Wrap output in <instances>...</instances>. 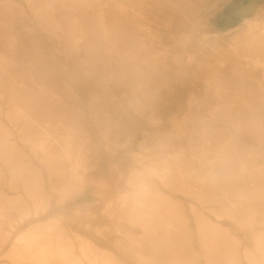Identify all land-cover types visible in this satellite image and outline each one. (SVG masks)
Listing matches in <instances>:
<instances>
[{
  "label": "rangeland",
  "instance_id": "374dc122",
  "mask_svg": "<svg viewBox=\"0 0 264 264\" xmlns=\"http://www.w3.org/2000/svg\"><path fill=\"white\" fill-rule=\"evenodd\" d=\"M53 1L0 0V81L10 89L13 87L15 93H0V125L6 129L0 134L7 139L2 147L10 151L16 167L25 168L28 181L42 185L50 198L45 213L28 218L14 229L9 216H16V212L11 211L8 202L0 206L4 213L0 215V263L9 262L11 245L26 229L56 217L59 222L53 230L62 232L65 241L82 258L80 246L86 240L123 264H148L139 252L154 256L157 261L167 258L168 263L253 264L244 251L256 254V235L264 236V97L257 92L262 91L264 75L257 79L247 75L254 67L264 65V44L251 45L246 36L250 33L249 22L256 23L257 33H264V0H174L198 12L196 22L189 12L184 13L186 21L193 23L192 28H181L178 34L141 30L136 40L115 46L108 42L107 47L99 43L86 46L87 39L93 38L89 33H66L62 27L50 33L45 28L50 24L44 20L46 14H38L34 8H45L62 21L65 10ZM75 1L65 0L70 16H79L70 11L73 6L74 10L77 8ZM82 1L88 3L91 13L101 8L115 9L118 14L139 8V2L132 4L130 0ZM236 1L244 3V7L241 5V12L232 17ZM6 3H11V10L5 7ZM158 20L156 14H151L143 22V29L157 27ZM232 20L235 26L229 27ZM225 22L227 25H223ZM174 28L173 23L170 29ZM100 32L91 34L102 37L106 33L109 39L129 34ZM67 35L75 37V44L67 41ZM167 39L169 45H161L160 50L154 48L158 41ZM91 52L101 56L104 71L100 69L96 74L90 62ZM155 72H162L160 78L143 79ZM135 74L139 79L130 78ZM55 77L60 85L52 86L50 81ZM15 91L25 94L17 95ZM11 102L23 103L25 112L33 119H49L53 142L54 138L62 141L65 131L71 133L67 135L69 140H84L82 146L91 168L86 176L92 182L82 193L62 205L56 203L51 188V180L57 181L56 171L49 176L40 148L21 138V131L36 138L44 129L9 118ZM150 105L153 115L139 114L140 109ZM63 123L68 125L65 130ZM189 134L193 136L191 143L186 142ZM113 142L119 145L114 153L107 148ZM52 145L53 151L59 148L58 142ZM241 163L248 167L256 164V172L242 170ZM147 165L155 166L159 172L167 167H178L182 173L188 169L195 171L184 180L181 178L185 174L173 176L168 185L152 178L156 179L158 189L150 192L171 198L180 210L169 213L159 198L149 196L159 204L154 215H166L168 221L178 226L176 236L165 237L164 224L157 217L151 223L116 220L102 211L103 191H110L117 201L118 195L127 192L129 174ZM69 169L66 164L64 170ZM11 171L0 157V196L10 200L22 195L34 208L22 187L11 188L14 183L21 186L23 181ZM177 176L180 181L174 180ZM186 184L189 186L185 187ZM217 214L223 217L219 219ZM232 215L238 221L231 220ZM198 216L227 230L238 244L239 254L208 252L204 246L207 239H202L199 229L206 223L198 222ZM148 231H155L157 236L146 235ZM228 242L234 246L231 237Z\"/></svg>",
  "mask_w": 264,
  "mask_h": 264
},
{
  "label": "bare ground",
  "instance_id": "6f19581e",
  "mask_svg": "<svg viewBox=\"0 0 264 264\" xmlns=\"http://www.w3.org/2000/svg\"><path fill=\"white\" fill-rule=\"evenodd\" d=\"M79 1L80 0L75 1L77 3L78 9L76 8L74 10L75 8L74 6L72 7L73 9H70V11L78 12L79 16L77 15L70 16L68 14V10H66L65 8V0H54L52 2L56 6L65 10L64 11L65 14L63 16L62 21L56 20L54 15H50L48 12L45 11V8L44 10L43 8L41 10V8L36 7L34 8V10L38 14L40 13L44 15L46 14L45 15L46 17L44 20L49 21L50 24L45 25V28L48 31H50V33H54L56 29L61 28V27L63 30H67L66 33H73V32L89 33L91 36H93V38L90 37L87 39L89 40V42L86 44V46H93L94 43H99L103 45V47H107L108 42H111L113 46L119 43L127 44L129 42H132L136 40L137 37H139V33L141 30H145L148 33L149 31L156 29L158 31H163V32L166 31L168 33L178 34L180 33L179 31L181 30V28H185V27L192 28L193 26V23H188L186 21L184 17V13L189 12L194 22H196L197 13H198V12L196 13L194 9H189V8H185V7L178 5V3L174 0H130L132 4L134 2H139L140 9L138 8L133 11L124 10L126 12L121 11L118 14L116 13L115 9L111 11L109 10L107 11L101 8V9H97L95 13L93 12L91 13L88 10L89 8L88 3H85L82 0H81L82 2H79ZM10 4L11 3H6L7 6H5L8 10L9 9L11 10L12 5ZM240 8L238 9L240 10ZM122 12H124V14H122ZM153 13L156 14V16L159 19L157 27L156 26L149 27L147 30L143 29L144 26H146L145 24L146 22L145 23L143 22ZM173 23L175 24V28L170 29ZM12 27L13 26L11 25V28ZM257 29L258 28L256 26V23L249 22L248 30L250 31V33H247L246 38L248 39L251 45L257 44L261 46L264 44V33H257L256 31ZM98 31L99 33H101L100 31H104V32H109V33H129V34H126L128 36H123L120 38L112 37L111 39H109L106 33H102L103 34L102 37L91 34V33H97ZM67 37H68L67 41L70 44H75V40H74L75 37H72L71 35L69 36L67 35ZM21 41H22V38H21ZM158 42H159L158 45L154 47L155 49H158V50L162 49L161 47L163 46L161 45H169L170 43L168 39L167 41L162 40ZM236 45L237 44H235V46ZM151 47L153 48V46ZM90 54H92L90 55V62H91V65L93 66L92 68L96 70V74H97L98 71H100V69L103 70L105 63L101 62L100 60L101 56L96 55L95 53H92V52ZM69 67L71 66L68 65L67 69H70ZM77 67L79 66L77 65ZM184 68H186V66H184ZM72 69H75V68H72ZM76 69L78 70V68ZM91 74H94V73H91ZM161 74L162 72H155L153 73V75L144 77L143 79L147 81H151L153 79L156 80L160 78ZM261 74L262 76L264 75V65L263 66L259 65L257 67H254V69H251V72L247 76L248 78L257 79ZM66 76H67V73H66ZM76 76L78 75L76 74ZM183 77H184V74H183ZM130 78L139 79V76L135 74V75H132ZM188 78H191V77L189 76ZM50 84L52 86L60 85L59 78L55 77L54 80L50 81ZM261 86L263 87L262 91H257V92L259 93V95L261 94L264 97V83L261 82ZM11 89L14 90L13 87H11ZM11 89L9 87L4 86L3 83L0 81V93H5L6 91H8L7 93L15 94L14 91ZM15 92L17 93V95L20 93L25 94L22 91L20 92L15 91ZM97 94H100V93H97ZM144 94H146V91ZM11 105L13 109L9 111V118L22 119L25 121V123L29 125L31 124L35 128L39 126L44 129L40 131L42 135L36 138L32 136L31 134H28L25 130L21 131V138L25 141H29L30 143L40 148L42 152V161L46 163L48 170L50 172L49 176L53 174L52 173L53 171H56L58 175L57 181L51 180L52 182L51 188L55 192L56 203L62 205L63 203H65L67 200L71 199L75 195L82 193L85 190L86 186L91 184L92 182V180L88 179L86 176V174L91 170V168L87 164L88 156L85 154L86 150L85 151L83 150L82 145L84 143L83 142L84 140L81 139V137L76 139V141L74 140L75 137L69 140L67 135L69 136L71 135V133L70 132L66 133L65 131L63 132L64 136L61 138V140L64 142L62 141L59 142V139L54 138L55 142L59 143L58 145L59 148L55 149L56 151L55 150L53 151L52 148L54 146L52 144L55 142H53L51 138L53 137V134L48 130V128L52 125L51 121L49 119L47 120V118L46 119L41 118V120L33 119L28 113L25 112L26 110L24 108L25 105L21 102L20 103L11 102ZM138 112L141 115H147V117L153 115V109L151 108V105L143 107ZM67 126L68 125H64L63 123L62 129L65 130ZM1 130H6V129L4 128V126L0 125V131ZM77 133L78 132L75 131V134ZM186 137H187L186 142L191 143L193 139L192 134H189ZM201 137L204 140H208V138L205 135H202ZM6 140L7 139H3L2 135L0 134V143H1L0 144V157L7 164V166L10 167V169L12 170L11 173L14 177L23 178L21 186L15 183H14L15 185L12 184L10 186L11 188H15V189L22 187L24 190V195L29 197L34 203V208H30V206L26 202L25 197L22 195L15 196L14 199H10V200L6 199V197L0 196V204H1L0 206H3V204H6L8 202L9 207L12 208L11 211L16 212V216H12V215L9 216V224L14 229L17 224L24 222L28 218L32 216H38L41 213H45L50 206V200H49L50 198L49 196L44 194L42 185L36 186L34 182L31 183L30 181H28V176L26 174L27 172L26 170H24L25 168L22 169L21 167H16L17 166L15 165L16 162L14 161V158L12 157V155H10V151H6L2 147L3 146L2 142H5ZM74 143H76V145ZM118 146H119L118 144L113 142V143L108 144L107 148L109 149L110 152L114 153ZM12 149L13 148H11V152H12ZM178 159L179 157H177L176 155L175 160H178ZM66 164H69L70 169L68 171L64 170V166ZM255 167H256V164H253L251 167H248V165L246 166L245 163H241L240 165V168L242 170H245V171L248 170L253 173L256 172ZM193 173H195L193 169H188L185 173H182V170H180L178 167L177 168L167 167L164 171L159 172L157 168L153 165H147L146 167L142 169L135 170L134 172H131V174H129V176L126 179V186H127L126 191L127 192H124L123 194L118 195L117 201L113 200V196L111 195L110 191H103V196H102L103 204H101L102 211L103 213L109 214L111 219L117 220L120 218H126L130 221L131 220H137V221L141 220L147 223H151L153 221V218L156 219L157 217L154 214H156V210L159 204L157 203V201L149 198V196H155L160 199L161 201L160 204L164 208L166 207L169 213L179 212L180 210L175 208L174 202L171 200V198L164 197V196L162 197L160 194H157L156 192H150V191L152 189H158L157 184H155L156 179L159 180V182L163 183L164 185L165 184L168 185L170 183L172 184V182L169 180L173 179V176L177 174L178 175L185 174L181 178L182 180H184L185 176H189L190 174H193ZM153 177H155L156 179L155 180L152 179ZM175 179L179 181L181 180L179 179L178 176L175 177L174 180ZM184 186L188 187L189 184H186ZM224 196L227 198L228 195L225 194ZM239 196L241 197L243 195H239ZM226 202L227 201H225V204ZM117 208H120V210H118ZM139 210H143L146 212H144V214L138 213ZM2 214L4 213L2 211V208L0 207V215ZM217 217H219L220 219L223 216L221 214H217ZM229 217L231 220L238 221V218L234 215L229 216ZM157 219L159 220L160 223L162 221L164 224V236L165 237L173 236V234H175L174 236L177 235L176 233L179 230L178 226L176 225L174 226L171 223L172 222L171 220L168 221V218H166V215H164L163 218L157 217ZM197 221L200 223L201 222L206 223L204 225H200L199 229H200V236L202 237V239L206 238L208 240V241L206 240V242L204 241V246L208 252L212 250L213 252L217 254H226V253L232 254V252L239 254V246L234 241V237H232L231 234L227 230H223L224 228L221 227L220 224L212 225L210 224L211 223L210 220L203 216H198ZM246 221H252V220L246 219ZM58 222H59L58 218L51 217L49 220L45 222L34 223L32 227H29L28 229H26V231L24 232L25 234L16 238L15 242H13V244L11 245V249L8 253L9 254L8 257L10 259L9 262L0 263V264H85L84 260H86L87 264H123L118 259H116L112 254L102 250L101 248L97 247L94 244L89 243L86 240H83L80 246V250L82 252L83 258L77 256V254L74 251L73 246L70 243L65 241V238L63 236L64 234L62 232L56 233L53 230L54 226L56 227L58 226ZM149 234L150 235L154 234L155 236H157V233L155 231L154 232L148 231L146 233V235H149ZM256 236H258V240H259L258 246H257L258 249L256 253L257 255L253 254V252H249L245 250L244 251L245 256L253 264H264V236L262 237H260L259 235H256ZM230 237L233 241L232 243L234 246H232L228 242ZM41 239H43L44 242H41L40 241ZM179 247H182V246H179ZM220 248L222 250H220ZM170 252H172L173 254L175 250H170ZM139 255L142 257V260H145V262H147L148 264H178V263H175L176 261L175 262L169 261L168 263L167 258L165 259L159 258L160 261H157V258H155L154 256H146V254H143L141 252H139ZM208 255H212V254H208Z\"/></svg>",
  "mask_w": 264,
  "mask_h": 264
},
{
  "label": "crops",
  "instance_id": "0c3cea01",
  "mask_svg": "<svg viewBox=\"0 0 264 264\" xmlns=\"http://www.w3.org/2000/svg\"><path fill=\"white\" fill-rule=\"evenodd\" d=\"M238 2L236 1L235 3H233L234 5V8L232 9L233 11H231V13H230V15H232V17H237L238 16V11H240L241 12V10L243 9L242 8V6H243V4L242 3H239L238 5ZM240 5H242V6H240ZM232 6V7H233ZM241 7V8H240ZM238 8H240V10L238 9ZM237 10V11H236ZM235 12V13H234ZM243 16H240L239 18H242ZM238 21H240V20H238ZM234 21L232 20V21H230V26L229 27H233V26H235L234 24ZM223 25H227V22H225V23H223ZM227 26H225V27H223V29H225ZM228 27V28H229ZM219 28H221V27H219Z\"/></svg>",
  "mask_w": 264,
  "mask_h": 264
}]
</instances>
